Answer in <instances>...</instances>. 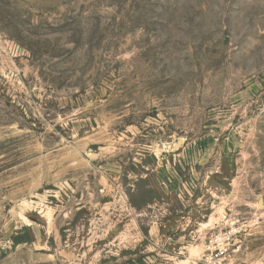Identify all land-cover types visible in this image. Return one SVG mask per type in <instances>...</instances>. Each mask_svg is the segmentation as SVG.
<instances>
[{"label": "rangeland", "instance_id": "1", "mask_svg": "<svg viewBox=\"0 0 264 264\" xmlns=\"http://www.w3.org/2000/svg\"><path fill=\"white\" fill-rule=\"evenodd\" d=\"M264 264V0H0V264Z\"/></svg>", "mask_w": 264, "mask_h": 264}, {"label": "built area", "instance_id": "2", "mask_svg": "<svg viewBox=\"0 0 264 264\" xmlns=\"http://www.w3.org/2000/svg\"><path fill=\"white\" fill-rule=\"evenodd\" d=\"M229 222L226 220L219 230H212L210 236L205 240L204 253H206L208 263L220 264L229 254L236 237L243 231L242 228H237L235 223L229 224Z\"/></svg>", "mask_w": 264, "mask_h": 264}]
</instances>
